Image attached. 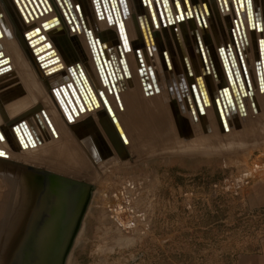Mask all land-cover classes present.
Masks as SVG:
<instances>
[{
	"label": "water",
	"instance_id": "95a60500",
	"mask_svg": "<svg viewBox=\"0 0 264 264\" xmlns=\"http://www.w3.org/2000/svg\"><path fill=\"white\" fill-rule=\"evenodd\" d=\"M60 1L67 14V23H79L81 32L86 37L92 53L93 74L92 77L89 76L85 67L79 63L69 68V76L67 74L52 84L56 104L64 117H67L66 113L70 106L68 96L72 102L76 100L73 89L82 97L83 92H90L88 89L90 87L99 99V105L109 114L111 122L109 124L113 126L108 137L111 145H108L106 139L103 140L102 134L98 140L96 130L98 127L93 122L85 126L80 123L76 130L79 135L81 132L87 135L95 134L92 145V149L95 150L94 161L84 156L81 163H78L79 166L72 167L73 165L69 164L62 170H53L36 162L9 158L7 149L0 147V152L4 153L0 155V187L4 192V200L0 207V264H66L94 195L95 185L90 176L101 172L102 168L106 170L114 161L139 159L153 154L149 152L140 155L138 150L141 148L140 140L134 129L136 125L130 124L129 121L127 126L131 136L130 144H122V140L125 143L127 141L123 139L122 130L105 97L114 99L116 82L122 87V83L128 85L137 77L143 89L150 94L159 93V87L162 86L167 101L173 103L179 111L184 108V112L188 113L186 118L189 120L192 118L198 122L199 119L195 116L197 113L207 132H211L209 108H213L220 125L227 132L232 120L238 118L237 115L245 116L248 108L255 113L261 109L259 95L264 89V43H262L264 0L231 1L238 15L232 23L234 26L231 25L229 28L230 38L218 45L214 42L211 45H204L201 32L198 29L194 31L196 53H199L201 58V68L195 69L194 72H191L187 65L185 71L169 68L162 64L160 57H153L151 52L148 55L151 57L147 60L142 55L141 47H133L128 25V19L133 11L130 0H88L86 5L73 0ZM139 4L143 14L149 17L150 24L155 28L158 27L157 21L165 27L181 24L192 18H197L199 26L205 28L210 17V5L205 0L200 2L203 13L193 12L194 10L190 8L195 4L190 0H139ZM140 16L142 14H139ZM239 16L243 24H240ZM84 17L90 23L86 24ZM100 22L115 25L118 36L116 43L104 48L107 56L105 58L101 57V52H98L100 50L96 46L102 42L101 35L97 32L102 27ZM10 28L0 10V39L7 35ZM29 29L27 32L30 34L29 39L34 42L36 49L41 47L47 49L44 52L40 51L38 59H42L43 63H59L54 48L41 33V25L34 22ZM146 31L149 30L146 28ZM251 31L260 34L255 38L257 49L250 46ZM151 38L152 34L149 33L148 44L150 43L153 53L157 49ZM94 45L97 54L94 53ZM131 52L136 59L137 71L131 63L129 56ZM206 52L211 57L210 62L206 58ZM183 60L187 61V57L184 56ZM12 70L11 57L5 51L4 43L0 41V77ZM173 77L176 86L172 84L173 88L171 86L170 89L173 91H170L166 82H172ZM64 89L66 92L68 89V95ZM204 91L208 96L204 95ZM61 99L65 106L60 102ZM177 126L179 137L184 138L183 134L191 135L193 132L187 124L183 125V129L182 126ZM13 128H18L21 133L22 137L17 138L19 143L22 140L30 146L39 143V138H45L42 128L52 134L56 132L52 116L44 106L38 108L35 113L21 118ZM241 128L242 124L238 122L235 129ZM229 138L223 141L237 140L232 135ZM5 139L3 131L0 130V141ZM188 139L183 141L188 143L191 141ZM218 144L208 142L206 146H196L197 144L175 142L172 150L187 149L192 145L205 148Z\"/></svg>",
	"mask_w": 264,
	"mask_h": 264
},
{
	"label": "rangeland",
	"instance_id": "374dc122",
	"mask_svg": "<svg viewBox=\"0 0 264 264\" xmlns=\"http://www.w3.org/2000/svg\"><path fill=\"white\" fill-rule=\"evenodd\" d=\"M35 111L32 101L15 114L25 118ZM1 123L6 137L16 122ZM194 128L193 140L182 143L219 144L174 150L166 144L161 151L159 145V151L140 154L151 155L114 161L90 176L94 195L66 264H233L236 253L258 244L264 232V139L225 142L230 136L215 129L201 141ZM44 137L37 151L12 158L33 162L53 155V136ZM0 146L7 148L5 140ZM256 167L261 169L251 174L259 178H250L248 169Z\"/></svg>",
	"mask_w": 264,
	"mask_h": 264
},
{
	"label": "bare ground",
	"instance_id": "6f19581e",
	"mask_svg": "<svg viewBox=\"0 0 264 264\" xmlns=\"http://www.w3.org/2000/svg\"><path fill=\"white\" fill-rule=\"evenodd\" d=\"M73 1L83 2L85 5L88 3V0ZM190 1L195 4L190 8L192 11L194 10L193 12L196 13V11H198L197 13H203L204 10H202L200 2L204 0ZM205 1H208L210 5V17L207 19V27L201 28L198 19L192 18L181 24L167 25L165 27L157 21L158 27L155 28L150 24L149 17L144 15L142 9H140L139 0H130L133 11L131 17L128 19V25L133 47H141L142 55L147 60L150 59L151 56L148 55L149 52H151L153 57H160L163 65L177 71H185V65H187V67L189 66L191 72H194L195 69L198 70V68H201V58L199 53H196L194 31L198 29L201 32V39L204 45H211L213 42L218 45L230 38L229 28L231 25L234 26L232 23H234V19L238 15L231 2L233 0ZM198 2L199 4H197ZM0 10L3 12L7 23L11 27L7 35L2 37L0 41L4 43V49L7 54L10 55L13 65V70L10 73L0 77V94H4L3 97L0 95V127L3 126L1 122L5 119L18 122L22 117L15 113L27 108L32 104V101H34L36 103V110L43 106L48 109L54 121L56 132L52 134L47 131V129L42 128L43 136L44 134L53 136V138L51 137L52 139L48 141L52 143L51 146H49L48 152H51L53 155L49 154L43 156L45 159H41L42 157H35L33 158V163H40L53 170H62L64 167L67 168L69 164L73 165L72 167L79 166L78 163H81L82 157L84 156H88L91 161H94L93 154L95 150L94 148L92 149V145H94L93 136H95V134L87 135V133L83 134V132H81V135H79L76 132L77 125L83 123L85 126L93 122L96 127H98V129H96L98 140L101 139L100 135L102 134L103 140L105 141L106 139L108 145H111L108 137L110 133H112L113 126L110 125L111 122L108 117V112L99 105V99L95 96L93 91L90 90V87H88L90 92L87 93V91H85L86 94L83 92L82 97L80 96L81 94H78L73 89V95L76 97V100L72 102L68 96L70 106L66 113L67 117H64L56 104V95L52 92V87H54L52 84L54 81L63 78L67 74L69 76V68L78 63L82 64L89 73V76L92 77V53L85 35L81 32L80 24H75L74 22L70 24L67 23V14L60 0H0ZM87 14L88 12H86V15ZM139 14H142V16L139 17ZM189 14H191L190 11ZM84 19L86 24L90 23L86 17H84ZM48 20L50 21L44 23V21ZM34 22L41 25V33L44 34L46 40H49V45H52V48H54L59 63H43L42 59H38V55L41 53L40 51L44 52L47 49L44 50V47L36 49L34 42H31L29 39L30 34L27 32L30 30L29 26ZM239 22L243 24V20L240 16ZM100 24L102 26L101 30L97 32L101 35L102 42L96 46L100 50L98 52H101V57L105 58L107 56L105 55L106 52L104 48L112 43H116L118 40L117 29L115 25H106L104 22H100ZM251 25L253 26V23ZM146 28L150 32L146 31ZM150 29H152V31ZM149 33L152 34L151 39L154 40L153 45L157 49V51H153V53V49L149 45L150 43L148 44ZM250 33V46L252 49H257L255 38L260 34L256 31H251ZM93 48L94 53L97 54L95 45ZM129 56L134 70L137 71L136 59L133 52H131ZM184 56L187 57V61L185 62L183 60ZM206 58L208 62L211 61V57L207 52ZM166 83L169 89L171 86L173 88V85L174 87L176 86L174 77L172 82L167 81ZM122 85L121 87L118 82L114 84V99H110L108 96L105 97L109 108L116 116L118 125L122 130L123 139L127 141V143H125L122 140L123 145H129L131 140L127 121H129L130 124L133 123L136 125L134 129L140 140L139 147L141 148L138 149L140 154L144 151H159V145L162 146L160 149L161 151L166 147V144L185 142L183 139L187 138H189L188 140H193L190 138L194 135V132H192L191 135L183 134L184 138L178 136L179 130L177 125L182 126L181 129H183V125L185 124L189 125L192 129L194 127L199 129L198 131L201 137H199L198 140L200 139L201 141L208 137L211 138L215 129L222 135H232V137L239 140V142H258L260 139H264V136H262V134H264V89H262V93L259 95L261 109L255 113V111L248 108L245 116L237 115L238 118L232 120V124L229 125L228 132L220 125L213 108H209L211 115V132H207L197 113H195V116L196 119H199L198 122H195L192 118L189 120L186 118L188 113L184 112V108L179 111L173 103L167 101L166 92L163 91L164 89L162 86L159 87V93L150 94L146 89H143L137 77L136 80L128 85L123 83ZM24 91H26V95L21 97ZM170 91L173 90L170 89ZM57 93L59 95V92ZM65 93L68 95V89ZM204 95L208 96V93L204 91ZM60 102L65 106L62 99ZM238 122L242 124L241 129H235ZM13 125L5 130L7 137L5 142L8 149L5 148L7 149L6 152L9 158H12V153L14 152L23 156L24 154L22 151L28 150L29 148H33L37 151L38 148H41L40 143L33 146L26 145L22 140L19 143L17 138L22 136L18 128H13ZM217 132L215 134H217ZM215 134L214 136H216ZM40 139L42 141V137L39 138V140ZM219 139H221V137ZM219 139L212 138V140ZM27 155L28 154H26V156ZM49 156L53 157L54 161L48 159ZM257 169L261 168L256 167L248 169L250 178H259L253 175ZM251 171L253 174H251ZM120 214L122 215V213ZM120 214L118 212L116 216H120Z\"/></svg>",
	"mask_w": 264,
	"mask_h": 264
},
{
	"label": "crops",
	"instance_id": "0c3cea01",
	"mask_svg": "<svg viewBox=\"0 0 264 264\" xmlns=\"http://www.w3.org/2000/svg\"><path fill=\"white\" fill-rule=\"evenodd\" d=\"M233 264H264V232L255 247L236 253Z\"/></svg>",
	"mask_w": 264,
	"mask_h": 264
},
{
	"label": "snow or ice",
	"instance_id": "6c2138e0",
	"mask_svg": "<svg viewBox=\"0 0 264 264\" xmlns=\"http://www.w3.org/2000/svg\"><path fill=\"white\" fill-rule=\"evenodd\" d=\"M262 43H264V42H262ZM4 153L3 152H0V155H3Z\"/></svg>",
	"mask_w": 264,
	"mask_h": 264
}]
</instances>
